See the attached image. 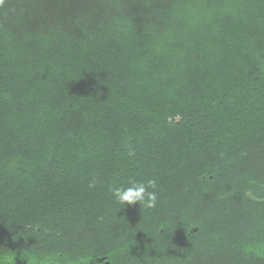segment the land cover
Here are the masks:
<instances>
[{
	"label": "trees",
	"instance_id": "trees-1",
	"mask_svg": "<svg viewBox=\"0 0 264 264\" xmlns=\"http://www.w3.org/2000/svg\"><path fill=\"white\" fill-rule=\"evenodd\" d=\"M0 264H264V0H4Z\"/></svg>",
	"mask_w": 264,
	"mask_h": 264
},
{
	"label": "clouds",
	"instance_id": "clouds-1",
	"mask_svg": "<svg viewBox=\"0 0 264 264\" xmlns=\"http://www.w3.org/2000/svg\"><path fill=\"white\" fill-rule=\"evenodd\" d=\"M4 4V0H0V6ZM129 157L135 156L134 151L128 152ZM89 187H95L94 182ZM109 191L114 202L123 207H133L139 205L140 208H154L158 203V183L157 179L149 178L146 180H132L127 186L110 187Z\"/></svg>",
	"mask_w": 264,
	"mask_h": 264
}]
</instances>
